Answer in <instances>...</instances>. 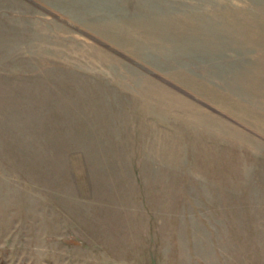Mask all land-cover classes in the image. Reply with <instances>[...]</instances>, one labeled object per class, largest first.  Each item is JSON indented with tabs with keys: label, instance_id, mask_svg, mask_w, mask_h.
Masks as SVG:
<instances>
[{
	"label": "rangeland",
	"instance_id": "rangeland-1",
	"mask_svg": "<svg viewBox=\"0 0 264 264\" xmlns=\"http://www.w3.org/2000/svg\"><path fill=\"white\" fill-rule=\"evenodd\" d=\"M0 264H264V0H0Z\"/></svg>",
	"mask_w": 264,
	"mask_h": 264
}]
</instances>
